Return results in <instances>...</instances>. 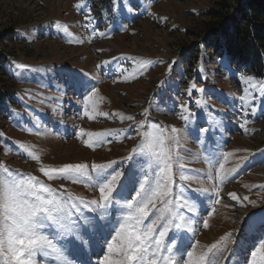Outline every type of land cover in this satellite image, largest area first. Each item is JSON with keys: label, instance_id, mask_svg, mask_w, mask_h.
<instances>
[{"label": "rangeland", "instance_id": "rangeland-1", "mask_svg": "<svg viewBox=\"0 0 264 264\" xmlns=\"http://www.w3.org/2000/svg\"><path fill=\"white\" fill-rule=\"evenodd\" d=\"M77 3L83 7L77 9ZM110 6V0H0V51L4 58L0 59V134L9 146L14 142L22 144L40 158L39 161L25 159L16 151L5 155V144L0 141V162L34 175L58 191L67 189L76 197L94 198L98 192L87 183L50 181L39 172V167H60L69 162L119 161L138 142L128 140L88 149L73 135L75 126L94 133L117 132L132 123L126 120L127 115L151 107L152 120L182 128L179 112L170 114L168 110L174 102L187 100L186 89L194 82L206 92H194L192 99H200L206 107L200 110L191 107L196 113V124L183 139V146L198 155L188 158L191 162L185 166L189 170L185 175H191V170L207 168L196 142L200 135L198 129L205 126L215 129L223 120L222 135L209 132L205 144V147L218 145L222 152L233 153L227 161L222 160L226 168L240 165L235 180L227 183L223 191L231 186L240 196L248 195L257 201L256 208L249 206L247 214H242L240 209L245 208H226L224 205L229 201L222 199L209 219L210 229H201L198 239L207 245L220 235L233 232L240 241L236 247L242 259L260 235L259 232L255 236L249 234L246 221L252 212L264 205L261 203L264 189L259 187L264 185V106L259 95L264 79L237 71V66L227 58H220L208 49L209 34L201 32V27L206 19L204 13L215 7L214 0H131L132 11L122 8L117 15L107 13ZM89 12L94 19L85 28L84 16ZM162 17L166 20L160 19ZM57 23L67 26L72 35L65 34L62 28L57 29ZM92 27L106 35L90 39ZM77 40L85 42L81 44ZM97 49L102 51L97 52ZM103 60H111V64L104 70L97 69L96 64ZM138 61L161 63L145 71L143 76H132ZM172 61L175 63L168 75V63ZM18 63L38 70L18 73L14 68ZM121 65L127 69L124 74L127 79L116 71ZM62 68L99 75L96 110L116 115L97 116L91 121L79 118L77 113L81 105L76 103L79 95L71 90L67 94L57 90L58 70ZM162 79L168 83L159 87ZM249 80L250 83H245ZM253 94L260 110L254 116L248 113L245 131L239 126L245 118L240 104L251 100ZM242 95L245 101L239 100ZM60 101L64 102L62 111ZM136 119L144 117L137 115ZM54 123L55 131L52 130ZM32 124L41 131L22 130ZM122 137L121 131L114 139L119 141ZM241 157L247 159L241 162ZM192 186L209 185L193 181ZM223 191L221 197H224ZM103 255L104 252H100L99 258ZM96 259L94 256V264Z\"/></svg>", "mask_w": 264, "mask_h": 264}, {"label": "snow or ice", "instance_id": "snow-or-ice-1", "mask_svg": "<svg viewBox=\"0 0 264 264\" xmlns=\"http://www.w3.org/2000/svg\"><path fill=\"white\" fill-rule=\"evenodd\" d=\"M110 5L107 13L112 15L119 14L122 8L132 11L131 0H110ZM75 7L79 9L83 5L77 3ZM93 19L90 12L85 14L83 26L88 28ZM160 19L166 20L164 17ZM56 28L72 35L67 26L57 23ZM90 33V39L106 35L103 31L97 32L95 27ZM76 42L83 44L85 41ZM159 63L161 61H138L130 75L143 76L145 71ZM174 63H168V75ZM110 64L111 60H103L95 67L104 70ZM14 68L18 73L38 70L23 63L15 64ZM116 71L124 77L127 69L121 65ZM58 76V91L67 94L71 90L79 95L76 102L81 105L77 113L79 118L91 121L97 116L116 115L96 110L99 75L62 68L58 70ZM167 83L162 79L158 86ZM194 92L205 93L206 89L197 88L193 82L186 89L187 100L174 102L168 110L170 114L179 112L182 128L152 120L151 107L127 115L126 120L132 123L117 132L94 133L75 126L73 135L88 149L138 141L119 161L69 162L60 167H39V172L47 180L87 183L98 192L94 198H79L67 189L58 191L34 175L0 162V264H94V256L97 257L95 264H264V207L252 212L246 221L249 234L255 236L259 232L260 235L242 259L236 247L240 241L233 232L220 235L207 245L198 239L201 229H210L209 219L222 199L229 201L224 207L234 209L256 208L257 201L248 195L240 196L235 190L225 192L224 197L220 195L224 186L235 180L240 168V165L226 168L222 162L227 161L232 152H222L218 145L205 147L209 132L222 135L223 120L215 129L211 126L198 129L200 135L196 142L201 147L207 168L191 170V175H185L189 171L185 166L191 162L188 158L198 155L183 146V139L196 124V113L191 107L198 110L206 107L200 99L193 101ZM259 95L264 106V87L259 89ZM255 99L253 94L251 100L240 104L245 118L239 126L245 131V125L249 123L248 113L254 116L260 110ZM239 100L245 101V96H240ZM63 103L60 101L61 111ZM137 115L144 119L137 120ZM22 130L41 131L35 124ZM52 130H56L55 123ZM121 131L122 139L115 140ZM0 141H3L2 134ZM3 142L5 155L16 151L25 159H40L22 144L14 142L9 146ZM240 159L243 162L247 158ZM193 181L201 185L207 182L209 186L193 187ZM259 187L264 189V185ZM261 203L264 204V200ZM204 248L206 251H202ZM100 252H104L102 259L99 258Z\"/></svg>", "mask_w": 264, "mask_h": 264}, {"label": "trees", "instance_id": "trees-1", "mask_svg": "<svg viewBox=\"0 0 264 264\" xmlns=\"http://www.w3.org/2000/svg\"><path fill=\"white\" fill-rule=\"evenodd\" d=\"M214 4L204 13L201 27L209 34L208 49L227 58L239 72L264 79V0H214Z\"/></svg>", "mask_w": 264, "mask_h": 264}, {"label": "bare ground", "instance_id": "bare-ground-1", "mask_svg": "<svg viewBox=\"0 0 264 264\" xmlns=\"http://www.w3.org/2000/svg\"><path fill=\"white\" fill-rule=\"evenodd\" d=\"M229 190H235V188H233V187L230 186L229 189H228V191H229ZM225 192H227V191H223V193H222L223 196L225 195ZM262 205H263V204H262ZM262 207H264V205H263ZM260 208H261V207H260ZM240 211H241L242 214H247V212H248L246 209H242V210L240 209ZM243 235H244V234H243ZM242 253H243V252H242ZM226 255H227V253H226Z\"/></svg>", "mask_w": 264, "mask_h": 264}]
</instances>
